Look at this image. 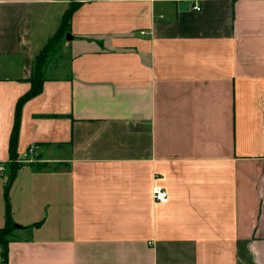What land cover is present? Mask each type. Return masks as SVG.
Returning <instances> with one entry per match:
<instances>
[{"label": "crops", "instance_id": "0c3cea01", "mask_svg": "<svg viewBox=\"0 0 264 264\" xmlns=\"http://www.w3.org/2000/svg\"><path fill=\"white\" fill-rule=\"evenodd\" d=\"M73 3L22 108L7 264H264V0H0V229Z\"/></svg>", "mask_w": 264, "mask_h": 264}, {"label": "trees", "instance_id": "16d2710c", "mask_svg": "<svg viewBox=\"0 0 264 264\" xmlns=\"http://www.w3.org/2000/svg\"><path fill=\"white\" fill-rule=\"evenodd\" d=\"M80 4L73 3L70 8L66 11L63 16L62 23L55 34V36L50 40V42L46 45V47L41 51V53L36 57L34 64V73L30 79L31 88L30 90L23 95L17 102L16 106V114H15V122L12 129L10 143H9V176L5 184L4 188V199L6 203V211H7V220L5 226L0 229V249L1 255L4 259L3 264H7L8 260V246H9V238L12 236V233L15 230L16 224L13 220L12 216V206L10 202L9 192L12 183L16 178L17 172L21 169L22 164L19 162V154H18V138H19V129H20V121H21V113L24 104L31 100L32 98L38 96L42 90L45 82L44 76V67L46 60L49 56L50 47L56 43L61 41L66 34L69 32L71 27V20L79 8ZM40 224H37L35 227H39Z\"/></svg>", "mask_w": 264, "mask_h": 264}, {"label": "rangeland", "instance_id": "374dc122", "mask_svg": "<svg viewBox=\"0 0 264 264\" xmlns=\"http://www.w3.org/2000/svg\"><path fill=\"white\" fill-rule=\"evenodd\" d=\"M66 44L67 40L64 37L61 41L54 43L50 47L49 56L46 60L45 67L51 65L52 67L61 68L64 65L69 64V55L66 50ZM8 174H10L9 171L7 172V175ZM5 178L7 179L8 177L6 176Z\"/></svg>", "mask_w": 264, "mask_h": 264}, {"label": "built area", "instance_id": "2783aa9c", "mask_svg": "<svg viewBox=\"0 0 264 264\" xmlns=\"http://www.w3.org/2000/svg\"><path fill=\"white\" fill-rule=\"evenodd\" d=\"M176 2H181V1H188V0H174ZM192 2H194L193 6H192V10L196 11V12H200L202 10V6H201V0H190ZM30 153L33 152V148H31L29 150ZM0 170L3 172V168H0ZM153 199L156 202L159 203H168L169 202V194L168 192L161 188V187H154L153 189ZM1 249H0V264H3V257L1 255Z\"/></svg>", "mask_w": 264, "mask_h": 264}]
</instances>
